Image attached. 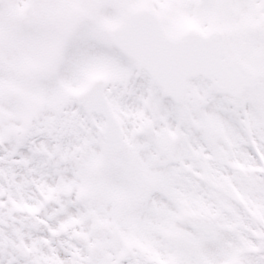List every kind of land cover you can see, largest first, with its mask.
I'll use <instances>...</instances> for the list:
<instances>
[{"label":"snow or ice","instance_id":"6c2138e0","mask_svg":"<svg viewBox=\"0 0 264 264\" xmlns=\"http://www.w3.org/2000/svg\"><path fill=\"white\" fill-rule=\"evenodd\" d=\"M0 264H264V0H0Z\"/></svg>","mask_w":264,"mask_h":264}]
</instances>
